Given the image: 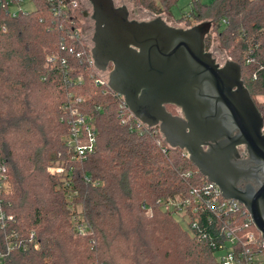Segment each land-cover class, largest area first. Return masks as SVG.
Returning <instances> with one entry per match:
<instances>
[{"label":"trees","instance_id":"1","mask_svg":"<svg viewBox=\"0 0 264 264\" xmlns=\"http://www.w3.org/2000/svg\"><path fill=\"white\" fill-rule=\"evenodd\" d=\"M6 1L0 0L6 28L0 32V249L13 244L6 264H221L216 253L227 246V231L254 234L255 244L240 245L264 252L245 208L214 212L207 198L195 201L192 191L201 192L207 179L187 153L169 147L158 127L138 128L133 117L124 118L121 97L97 84L107 73L89 67L92 42L77 37L83 1L90 10L86 0L62 16L46 0H32L35 9L15 17ZM130 1L155 17L171 15L179 2ZM206 21L241 66L264 118V101H257L264 97V0H191V10L176 20L187 28ZM73 112L97 128L96 148L82 161L72 159L67 143ZM52 167L65 171L50 173ZM186 199L185 209L170 206ZM175 213L188 218L186 228Z\"/></svg>","mask_w":264,"mask_h":264},{"label":"water","instance_id":"2","mask_svg":"<svg viewBox=\"0 0 264 264\" xmlns=\"http://www.w3.org/2000/svg\"><path fill=\"white\" fill-rule=\"evenodd\" d=\"M87 1L92 58L108 72L109 89L143 124L158 127L169 147L185 151L225 199L242 205L264 239V118L241 66L221 65L206 50L212 22L179 28L162 16L132 19L114 0Z\"/></svg>","mask_w":264,"mask_h":264},{"label":"built area","instance_id":"3","mask_svg":"<svg viewBox=\"0 0 264 264\" xmlns=\"http://www.w3.org/2000/svg\"><path fill=\"white\" fill-rule=\"evenodd\" d=\"M49 6L52 8L54 15L62 16L66 15L68 11H72L74 8L79 6L78 0H46ZM33 4L35 9V4L32 0H29ZM24 0H17L13 3L11 0L4 2V6L7 7L8 14L15 17L20 13H26L24 9ZM31 12V11H29ZM71 24H74L72 20ZM0 32H6L5 27H0ZM83 34L82 29H77V37ZM93 47V44H92ZM92 52V48H91ZM89 67L95 69L101 73H107L106 79L97 80L99 85L108 86V72H102L96 69L94 65V60L91 56L87 59ZM109 88V87H108ZM117 95V94H116ZM120 96V95H118ZM119 102V108L121 109L124 118L126 116L133 117L135 119L138 128L147 127L139 119H137L134 114L128 108L124 98L122 96ZM80 102V100H78ZM73 118L70 122V135L68 138V147L71 151V157L74 160L82 161L86 159L90 154H92L96 148V138H97V128L92 118L83 114H77L73 112ZM125 122V120H123ZM149 128V127H147ZM50 173L61 174L65 171L63 167H52L48 170ZM189 176V174H187ZM89 181V179H87ZM192 194L195 196V201H200L201 197L207 198L206 205L214 212L230 213L239 210L242 206L236 201L225 199L218 186L206 181L202 188V191L193 190ZM191 205V200L186 199L184 201H170V206L178 209H185ZM145 208V206H144ZM196 210L194 209V212ZM246 211V209H245ZM247 212V211H246ZM248 213V212H247ZM249 215V214H248ZM4 219V215L0 212V220ZM10 219V218H9ZM251 220V218H250ZM252 222V221H251ZM260 234V233H259ZM261 236V235H260ZM34 238V234L31 235ZM226 238L228 239L227 246H220L219 251L223 252L219 257L221 264H264V252H253L252 247L246 248L245 245L241 244L242 239H246L250 245L255 244V236L252 233L244 235L239 238L233 235L231 232H226ZM259 245L264 249V239L261 237ZM37 247V246H36ZM13 249V244H8L5 249H0V264H6L8 257ZM218 251V252H219Z\"/></svg>","mask_w":264,"mask_h":264},{"label":"rangeland","instance_id":"4","mask_svg":"<svg viewBox=\"0 0 264 264\" xmlns=\"http://www.w3.org/2000/svg\"><path fill=\"white\" fill-rule=\"evenodd\" d=\"M213 1L214 0H201V3L205 4V5H209ZM24 2H25V4H24L25 11H28V12L33 11V8H34L33 4L30 3L29 0H24ZM114 2L116 4V6H122V5L127 6L128 9L130 10L132 19H136L138 21H149L155 17L152 14H150L149 12H147L144 9L137 6L136 4L132 3L130 0H114ZM89 6H90V10L88 9L89 7L83 1L81 9L84 10L85 12H88L91 14L92 7H91L90 3H89ZM190 10H191V0H179L177 5H175L172 8L171 15H164L163 18L165 20H168L167 23L172 25V26L179 27V28H187L185 22H176V20L180 19L183 14L188 13ZM82 25H83V27H82L83 35L86 37V39H88L92 42V36L94 33V31H93L94 25L91 26V24H88V25H90V27H88L86 22H83ZM211 33H213V31H211ZM210 52L213 53L217 62L220 63L221 65H223L227 60L230 59L228 52L223 49V47L221 46L219 39L215 33L212 34V43H211ZM257 101H259V102L262 101V98H257ZM78 210H80V208H78ZM174 217L180 221L183 228H186L187 222H188L187 217L183 218L182 215L177 214V213L174 214ZM222 253L223 252L219 251L216 253V256L219 258Z\"/></svg>","mask_w":264,"mask_h":264},{"label":"flooded vegetation","instance_id":"5","mask_svg":"<svg viewBox=\"0 0 264 264\" xmlns=\"http://www.w3.org/2000/svg\"><path fill=\"white\" fill-rule=\"evenodd\" d=\"M86 13V12H85ZM84 13V14H85ZM89 21V22H88ZM84 22H86L87 23V26L88 27H90V25H88V24H91V26H93L94 25V22L91 20V18H90V15H88V16H84ZM93 28V27H92ZM88 30V29H87ZM93 31H94V29H93Z\"/></svg>","mask_w":264,"mask_h":264},{"label":"crops","instance_id":"6","mask_svg":"<svg viewBox=\"0 0 264 264\" xmlns=\"http://www.w3.org/2000/svg\"><path fill=\"white\" fill-rule=\"evenodd\" d=\"M259 98H262V101H264V97H259Z\"/></svg>","mask_w":264,"mask_h":264}]
</instances>
